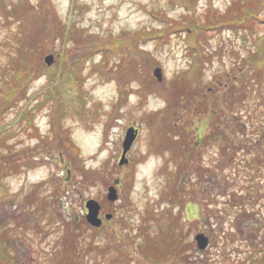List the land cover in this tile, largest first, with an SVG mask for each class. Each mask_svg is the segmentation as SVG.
<instances>
[{
    "label": "rangeland",
    "instance_id": "374dc122",
    "mask_svg": "<svg viewBox=\"0 0 264 264\" xmlns=\"http://www.w3.org/2000/svg\"><path fill=\"white\" fill-rule=\"evenodd\" d=\"M234 1L0 0V94L8 98L0 153L24 165L0 179V239L6 232L1 244L17 256L12 264H72L59 259L66 225L86 219L90 198L112 205L113 217L86 229L81 243L108 249L101 256L85 245L75 264H119L120 245L129 251L125 262L151 264L127 238L169 219L188 263L170 255L160 264H261L264 80H253L252 69L261 62L244 32L223 31L208 41L216 49L225 41L224 53L211 49L195 71L186 32L192 20L222 24ZM252 5L263 18L264 0ZM64 27L74 39L59 35ZM28 38L25 69L15 47ZM129 127L136 138L120 165ZM81 160L94 171L83 183ZM69 163L76 166L67 179ZM110 185L118 191L114 204L106 199ZM199 232L209 238L205 249L196 245Z\"/></svg>",
    "mask_w": 264,
    "mask_h": 264
},
{
    "label": "trees",
    "instance_id": "16d2710c",
    "mask_svg": "<svg viewBox=\"0 0 264 264\" xmlns=\"http://www.w3.org/2000/svg\"><path fill=\"white\" fill-rule=\"evenodd\" d=\"M255 1L256 0H235L233 5L229 7V10L225 14L226 17L224 20L221 21L222 24L220 25L215 24L216 21H212L207 26L200 27V25L195 23L194 20L189 22L186 32L190 38L189 39L190 49L194 50L193 52H191V54H192L193 61H194L193 67L195 68V71L197 70L198 64L200 65V68H201L204 66V62L208 61V59L205 58V54L207 55V54L212 53L211 49H213V51L218 50L224 53V47H227L226 42L222 41L218 45L217 49L213 48L208 41V37L210 36L211 33L220 35L223 31H227V32L230 31L237 35V33L239 32H244L243 36H245V41H247V39L248 41L250 40L251 46H253L252 49L250 48L251 52H253L254 54L253 58L259 59V61L261 62L260 64L252 68L253 71L256 73L253 80H257L258 83H262V81L264 80V16L263 18L257 16L258 13L255 12V9H253L254 7L252 5V3ZM70 33L71 31L66 30L64 27L63 30L59 33V35L62 36V38L64 35L67 38V40L74 39L75 36H73V34H71L70 36ZM33 39L34 38L32 39L28 38L27 40L25 39V41L21 40L18 42L17 46L15 47V49L17 50V54H19L17 63L20 60L21 66L22 67L24 66L25 69H27V65L24 59L21 60V58L24 57L26 51L30 52L32 46H29V42L31 41V44H33V41H32ZM194 44L197 46L196 49L193 48ZM208 45L210 46L209 48H208ZM125 47L127 48L126 45ZM227 51L235 54V51L237 52L238 50L234 46H229ZM196 53L199 54V57L196 56ZM77 60L74 62H77ZM83 60L84 59L81 58V62ZM14 65L15 63L11 65L12 70L10 71L11 72L14 71L16 74H18L21 68L17 69L18 66L16 65L13 68ZM6 68H7V65H6ZM7 84L8 85L12 84V77L10 74H9V77L5 78V85ZM229 85L230 86L234 85L233 80L231 81V84ZM243 86H244L243 87L244 89H242L243 91L240 90L238 91V93L242 94L245 92L246 88L248 87L246 81L243 84ZM232 89L234 88H231L230 93H229L231 96L233 95L231 92ZM234 93L237 94V92H234ZM231 96H229L230 100H227V101H229L231 105H233ZM7 101H8V98L0 94V109L6 106V105L5 106L3 105ZM7 108L5 110L3 109L4 112L7 110ZM66 132L68 133V131ZM63 136L68 137V135L66 134H63ZM65 142L69 143L70 140L68 138H65ZM9 148L10 146L4 147V149L6 150H10ZM0 156L4 160V161L2 160L0 161V179H2V176H3L2 173L4 172L7 174L8 173L18 174L24 171L23 164L17 163L15 161H13L12 164L9 163V159L16 160V158L13 157L15 156L14 154L10 155L9 152H6V153H0ZM80 162H81V167L78 168V177L80 178L79 182L83 183V180L84 182H86L88 180L93 179L94 171L92 169L86 168L82 160ZM74 166H76L75 163H74ZM74 166L71 165L70 163L67 164L66 172H65L67 179H69L70 178L69 176L72 173H74V169L72 168ZM109 204H114V203L109 202ZM102 206L105 210H108L107 207H105L103 203H102ZM108 211H114L112 210V205L109 206ZM157 215L158 214H156L155 217ZM166 216L167 215H165L164 217ZM154 224H157V223H154ZM150 225L152 224H149V226L145 228L144 226L143 227L141 226L138 228V231L140 233L139 237L137 236L138 240L136 239L137 237H134L133 239L131 237L127 238L128 242L135 241L136 249L139 251V253H141L143 258L151 264H157V263L160 264L161 262L167 261L168 257L177 255L178 259L182 257L181 259L183 263H184L183 258L188 263L187 256L183 255V253H180L178 249L176 250L175 238L177 239L178 237V239H180V231H179V235H176L173 221L169 219L166 224L162 225L161 227L159 226V229L152 228L150 227ZM86 229H95L94 227L88 224L86 219H83L82 223L76 227H71L69 223H67L66 233L63 238V244H64L63 252H62L63 256L59 258L60 262L61 261L64 262L65 259H67V263L75 264L77 261L80 260V257L84 256V253H86V251L88 252V250L82 249V248H87L86 247L87 245L88 247L93 245L95 250H97L101 256H105L106 254L105 252H107L108 248L102 247L101 245L93 243L92 241H89L87 245L85 244L86 246L84 245V243L83 244L81 243L80 238L83 236L82 233L86 231ZM135 235H137V233H135ZM2 237L3 238L0 239V264H12L17 261V256L15 257V253H12L9 250V247L6 246V244L5 245L1 244L3 240H7V233L5 232V234H3ZM4 237H6V239ZM120 247H119V252H117L116 256H114L116 258L114 260H117L119 264H130L129 261L128 262L124 261L126 258H128L129 251L126 249L120 248ZM177 251H178V254H177ZM260 262L264 263V258H261Z\"/></svg>",
    "mask_w": 264,
    "mask_h": 264
},
{
    "label": "water",
    "instance_id": "95a60500",
    "mask_svg": "<svg viewBox=\"0 0 264 264\" xmlns=\"http://www.w3.org/2000/svg\"><path fill=\"white\" fill-rule=\"evenodd\" d=\"M44 62L48 66L52 65V63L54 62V55L53 54H47L44 57ZM153 74L158 79V81L161 80L162 75H161V70L159 68H156L153 71ZM136 132L137 131L135 130L134 127H129L126 130L124 140L122 142V151H121L120 159L118 161V163L120 165H122L128 161L126 154L129 151V149L131 148V146H132V144L136 138ZM106 197H107V200H109L111 202H115L118 199L117 189L114 185H110L107 188ZM85 208L87 210L86 215H85L87 222L94 227H100L102 224V218L99 216V213L101 210L100 203L96 199L90 198V199L86 200ZM112 216L113 215L110 212L105 213V218L107 220L111 219ZM195 240L197 243V247L199 249H205L208 246L209 240L203 233L197 234L195 236Z\"/></svg>",
    "mask_w": 264,
    "mask_h": 264
},
{
    "label": "flooded vegetation",
    "instance_id": "af4514ba",
    "mask_svg": "<svg viewBox=\"0 0 264 264\" xmlns=\"http://www.w3.org/2000/svg\"><path fill=\"white\" fill-rule=\"evenodd\" d=\"M102 212H103V210L100 211V216H102Z\"/></svg>",
    "mask_w": 264,
    "mask_h": 264
}]
</instances>
